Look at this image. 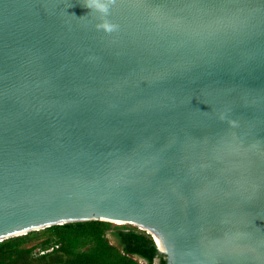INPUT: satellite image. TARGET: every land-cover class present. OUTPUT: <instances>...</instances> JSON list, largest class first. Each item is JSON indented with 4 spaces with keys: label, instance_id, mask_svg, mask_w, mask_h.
<instances>
[{
    "label": "water",
    "instance_id": "1",
    "mask_svg": "<svg viewBox=\"0 0 264 264\" xmlns=\"http://www.w3.org/2000/svg\"><path fill=\"white\" fill-rule=\"evenodd\" d=\"M89 221L264 264V0H0V242Z\"/></svg>",
    "mask_w": 264,
    "mask_h": 264
},
{
    "label": "trees",
    "instance_id": "2",
    "mask_svg": "<svg viewBox=\"0 0 264 264\" xmlns=\"http://www.w3.org/2000/svg\"><path fill=\"white\" fill-rule=\"evenodd\" d=\"M166 264L151 235L89 221L52 226L0 242V264Z\"/></svg>",
    "mask_w": 264,
    "mask_h": 264
},
{
    "label": "clouds",
    "instance_id": "3",
    "mask_svg": "<svg viewBox=\"0 0 264 264\" xmlns=\"http://www.w3.org/2000/svg\"><path fill=\"white\" fill-rule=\"evenodd\" d=\"M100 11L106 13L107 12V8L106 7H101L100 8ZM101 27H109V26H107V25H101Z\"/></svg>",
    "mask_w": 264,
    "mask_h": 264
},
{
    "label": "bare ground",
    "instance_id": "4",
    "mask_svg": "<svg viewBox=\"0 0 264 264\" xmlns=\"http://www.w3.org/2000/svg\"><path fill=\"white\" fill-rule=\"evenodd\" d=\"M156 241H157V244H158L159 248H160L161 250L165 251V250L163 249V247L160 245V243H159L157 237H156Z\"/></svg>",
    "mask_w": 264,
    "mask_h": 264
},
{
    "label": "rangeland",
    "instance_id": "5",
    "mask_svg": "<svg viewBox=\"0 0 264 264\" xmlns=\"http://www.w3.org/2000/svg\"><path fill=\"white\" fill-rule=\"evenodd\" d=\"M140 264H146L145 262H143V261H140Z\"/></svg>",
    "mask_w": 264,
    "mask_h": 264
}]
</instances>
